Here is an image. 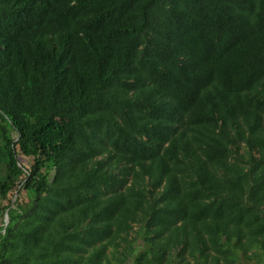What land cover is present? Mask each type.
Instances as JSON below:
<instances>
[{"label":"trees","instance_id":"1","mask_svg":"<svg viewBox=\"0 0 264 264\" xmlns=\"http://www.w3.org/2000/svg\"><path fill=\"white\" fill-rule=\"evenodd\" d=\"M0 264H264V0H0Z\"/></svg>","mask_w":264,"mask_h":264},{"label":"rangeland","instance_id":"2","mask_svg":"<svg viewBox=\"0 0 264 264\" xmlns=\"http://www.w3.org/2000/svg\"><path fill=\"white\" fill-rule=\"evenodd\" d=\"M20 159H21V162H22L23 164H26V165L30 164V161H31V160L28 159L27 156L21 155V156H20ZM17 195H19V192H18V191H17V192L15 191L14 194H11L10 197L12 198V200H15ZM22 197H23V198H26V194L24 193V194L22 195Z\"/></svg>","mask_w":264,"mask_h":264},{"label":"water","instance_id":"3","mask_svg":"<svg viewBox=\"0 0 264 264\" xmlns=\"http://www.w3.org/2000/svg\"><path fill=\"white\" fill-rule=\"evenodd\" d=\"M7 220H8V216H7Z\"/></svg>","mask_w":264,"mask_h":264}]
</instances>
